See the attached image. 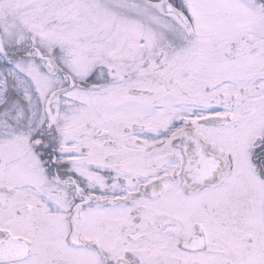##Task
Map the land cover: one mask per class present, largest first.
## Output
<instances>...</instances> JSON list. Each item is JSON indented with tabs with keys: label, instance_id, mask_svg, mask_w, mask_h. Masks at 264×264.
<instances>
[{
	"label": "snow or ice",
	"instance_id": "snow-or-ice-1",
	"mask_svg": "<svg viewBox=\"0 0 264 264\" xmlns=\"http://www.w3.org/2000/svg\"><path fill=\"white\" fill-rule=\"evenodd\" d=\"M0 264H264V0H0Z\"/></svg>",
	"mask_w": 264,
	"mask_h": 264
}]
</instances>
